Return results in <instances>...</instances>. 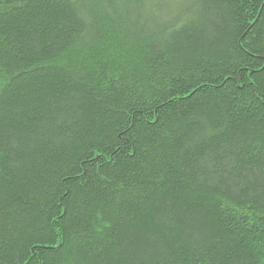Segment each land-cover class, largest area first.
Listing matches in <instances>:
<instances>
[{
  "label": "trees",
  "instance_id": "obj_1",
  "mask_svg": "<svg viewBox=\"0 0 264 264\" xmlns=\"http://www.w3.org/2000/svg\"><path fill=\"white\" fill-rule=\"evenodd\" d=\"M0 264H264V0H0Z\"/></svg>",
  "mask_w": 264,
  "mask_h": 264
}]
</instances>
